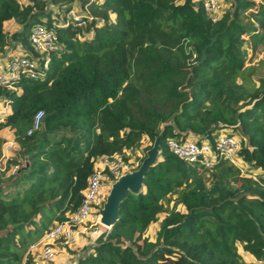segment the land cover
I'll use <instances>...</instances> for the list:
<instances>
[{
    "label": "trees",
    "instance_id": "16d2710c",
    "mask_svg": "<svg viewBox=\"0 0 264 264\" xmlns=\"http://www.w3.org/2000/svg\"><path fill=\"white\" fill-rule=\"evenodd\" d=\"M203 2L0 0V53L14 43L39 56L35 25H55L60 46L38 78L0 85V158L13 142L0 169V264L31 263V248L80 205L98 161L130 165L127 151H141L127 172L137 169L163 123L142 190L72 264H264V185L249 176L264 174V55L246 63L264 45V0H229L216 21ZM76 7L86 25H64ZM9 21L18 28L8 32ZM38 111L41 128L27 134ZM222 134L240 141L244 171L220 156L211 167L187 162L167 146H214Z\"/></svg>",
    "mask_w": 264,
    "mask_h": 264
},
{
    "label": "built area",
    "instance_id": "2783aa9c",
    "mask_svg": "<svg viewBox=\"0 0 264 264\" xmlns=\"http://www.w3.org/2000/svg\"><path fill=\"white\" fill-rule=\"evenodd\" d=\"M203 6L208 16L216 21L220 18L222 8L219 4L210 0H204ZM85 13L76 9L70 10L67 14L64 25L75 24L84 27L87 23ZM30 43L39 56L19 55L12 56L0 64V85L11 87V81L19 76L38 78L41 72L38 68H47L50 55L60 48L56 34L55 25H35L30 31ZM9 111L8 105L0 108V122L4 120ZM43 112L38 111L33 117L32 124L27 134L37 131L42 125ZM13 145L8 142L7 147ZM169 150L179 158L211 167L218 156L227 159L232 165L242 168L241 160L236 156L240 148V141L234 136L222 134L218 137L215 145L208 141L200 143L193 140L178 142L168 140ZM129 165L119 155L113 157H102L95 166L94 171L89 175L83 198L75 212L65 221L55 223L43 235L41 240L35 244L31 251L33 261L29 264H42L55 258V246H71L85 236L95 238L101 232H109V228L100 223V210L103 207L111 183L122 173L127 172ZM249 176L264 185V174L258 178L255 174ZM38 254L34 253V250Z\"/></svg>",
    "mask_w": 264,
    "mask_h": 264
},
{
    "label": "water",
    "instance_id": "95a60500",
    "mask_svg": "<svg viewBox=\"0 0 264 264\" xmlns=\"http://www.w3.org/2000/svg\"><path fill=\"white\" fill-rule=\"evenodd\" d=\"M216 36L211 38V41L208 45L215 40ZM202 50L201 58L199 63L203 62L205 57V48ZM166 124H162V130L155 137L152 146L146 150L145 156L138 168L130 172H125L120 174L110 185V189L106 196L103 207L100 210V223L103 226L109 228V231L112 228V225L116 222L118 218V210L121 202L126 198L127 193L138 194L143 187V180L148 172L149 168L152 167L158 160L161 155V145L160 138L163 135V128Z\"/></svg>",
    "mask_w": 264,
    "mask_h": 264
},
{
    "label": "rangeland",
    "instance_id": "374dc122",
    "mask_svg": "<svg viewBox=\"0 0 264 264\" xmlns=\"http://www.w3.org/2000/svg\"><path fill=\"white\" fill-rule=\"evenodd\" d=\"M210 1L219 4L221 6L222 10H223V8H226L229 6V0H210ZM76 10H78L77 7H76ZM14 26L15 25L11 24V26H9L7 24L6 29L12 30V28ZM23 54H24V52L22 51V53L18 54V55H23ZM263 55H264V45L258 49L256 54H254L252 56H251V53L248 54L247 60H246L247 65L257 62L258 60L263 58ZM262 72H263L262 66H258L256 74L258 75V74H261ZM255 76H254V78H255ZM1 107H2V105H0V108ZM8 134L10 135V133H8ZM9 142H12V141L9 140ZM7 143H5L6 145L5 144L2 145L3 155L0 158V169H3L4 161L7 158L6 157L7 151L5 152V150H7V149L10 150L13 147V145H11L10 147H7ZM147 144H148L147 140L143 141L142 147L144 148ZM126 154L129 157V159H128L129 163H130L129 168L131 165H133V166L138 165V163H139L138 158L142 155L141 151L136 152V153L127 151ZM158 227H159V223L151 225L149 230H148V235L150 237L154 238ZM94 239L95 238H91L90 236H87V237L85 236V237H83V240H82L83 243H81V240H80V241H78V242H76V243H74L68 247H63L60 244H56V246H55V251H56L55 258L49 262H44L42 264H72L76 260V258L79 254H83L86 252L85 247L89 248L90 246H92L94 244ZM239 249H240V253H241L243 259L248 262L249 256L241 251L240 246H239ZM34 253L38 254L36 249L34 250Z\"/></svg>",
    "mask_w": 264,
    "mask_h": 264
},
{
    "label": "crops",
    "instance_id": "0c3cea01",
    "mask_svg": "<svg viewBox=\"0 0 264 264\" xmlns=\"http://www.w3.org/2000/svg\"><path fill=\"white\" fill-rule=\"evenodd\" d=\"M9 25V26H11V24L12 25H15L13 28H12V30H8V32H12V31H14V30H16L17 28H18V25L16 24V23H14V22H12V21H9V22H7L6 23V25ZM6 25H5V28H6ZM7 30V29H6ZM22 49H21V47H20V45L18 44H12L11 46H8V47H6L5 48V51L3 52V53H0V64H2L5 60H7L8 58H10V57H12V56H19L18 54H21L22 53ZM87 237V236H86ZM81 240V243H83V238L82 239H80ZM82 245V244H81ZM249 256V261L250 260H252V258H251V256L250 255H248Z\"/></svg>",
    "mask_w": 264,
    "mask_h": 264
}]
</instances>
